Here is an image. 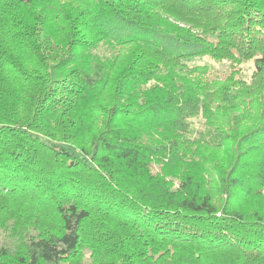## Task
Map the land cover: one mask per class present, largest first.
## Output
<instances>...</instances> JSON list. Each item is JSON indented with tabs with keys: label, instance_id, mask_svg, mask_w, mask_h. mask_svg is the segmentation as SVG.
<instances>
[{
	"label": "trees",
	"instance_id": "trees-1",
	"mask_svg": "<svg viewBox=\"0 0 264 264\" xmlns=\"http://www.w3.org/2000/svg\"><path fill=\"white\" fill-rule=\"evenodd\" d=\"M0 232V264H264V0H0Z\"/></svg>",
	"mask_w": 264,
	"mask_h": 264
},
{
	"label": "rangeland",
	"instance_id": "rangeland-1",
	"mask_svg": "<svg viewBox=\"0 0 264 264\" xmlns=\"http://www.w3.org/2000/svg\"><path fill=\"white\" fill-rule=\"evenodd\" d=\"M100 54L101 56H107L110 54V51L108 50V47H100L97 50V54ZM191 65H208L212 69V79H219L224 80L231 72V64L228 61H216L211 58H201L196 59L193 62L190 63ZM238 69H240L239 77L244 79L245 81L249 82L252 78L253 72L255 70L254 63L253 62H244L242 63ZM227 122V119H224L221 116L215 117V124L222 125L223 123ZM193 125L195 129L204 130L206 127V122L202 118V115H200L198 118L193 119ZM204 155L209 156L210 158L217 157V153H210L208 151L203 152ZM160 170L159 165H154V171L157 172ZM176 172L172 170L170 174V179H173ZM216 201H218V198H216ZM220 202V201H219ZM9 248L14 250L16 248V242L8 236L5 232H0V249L1 248ZM84 264H90V257L87 254L84 261Z\"/></svg>",
	"mask_w": 264,
	"mask_h": 264
}]
</instances>
